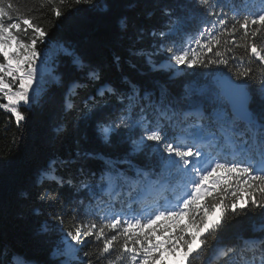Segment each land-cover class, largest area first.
I'll use <instances>...</instances> for the list:
<instances>
[{
  "label": "snow or ice",
  "instance_id": "snow-or-ice-1",
  "mask_svg": "<svg viewBox=\"0 0 264 264\" xmlns=\"http://www.w3.org/2000/svg\"><path fill=\"white\" fill-rule=\"evenodd\" d=\"M39 3L41 8L53 5L57 19L77 6H95V0ZM57 3L69 7L61 11ZM191 7L199 12L195 21L163 8L165 23L149 31L150 49H135L133 55L144 57L154 69L224 66L230 75L220 88L199 93L215 101L210 111L177 107L164 87L157 97L131 80L125 90L100 84L96 95L114 100L116 110L96 115L95 134L109 143L127 134L132 153L147 152L154 164L129 176L116 163L105 162L98 180L92 173L94 183L80 181V188L91 193L88 203L82 199L73 205L61 202L59 192L47 187L72 184L60 174V162L49 161L38 198L62 206L47 214L39 232L55 237L52 255L58 264H193L197 258L204 264L220 233L237 216L252 212L264 219V107L252 111L247 91L250 81L258 82L264 100V0H240V6L236 0H193ZM34 11L0 0V110L17 126L27 119L21 108L33 103L41 65L49 67L56 81L57 61L68 58L83 75L84 83L73 82L65 93L63 107L69 114L77 107V89L103 80L101 70L70 47L42 50L49 31L37 23ZM193 22L195 29L189 27ZM118 25L122 33L130 31L126 17ZM135 35L137 41L144 38L143 30ZM121 60L120 53L113 54V63ZM254 231L264 233V223ZM233 255L245 264H264V235L217 245L211 264H228ZM19 259L0 249V264H18Z\"/></svg>",
  "mask_w": 264,
  "mask_h": 264
},
{
  "label": "trees",
  "instance_id": "trees-1",
  "mask_svg": "<svg viewBox=\"0 0 264 264\" xmlns=\"http://www.w3.org/2000/svg\"><path fill=\"white\" fill-rule=\"evenodd\" d=\"M13 2L24 10L36 9L32 15L49 31L47 44L40 45L42 50L54 53L60 46L70 47L86 64L101 70L103 76L102 81L77 89L78 95L73 98L77 107L69 114L63 107L65 93L73 82L84 83L83 75L68 58L57 61L56 81L49 76V67L41 65L42 78L35 85L33 103L21 108L27 116L26 121L17 126L10 114L0 110V249L17 255L20 258L18 264H58L52 255L55 237L39 232L47 214L62 206L59 202L49 205L38 198L41 174L49 161H59L60 174L71 179L72 184L57 189L54 183H49L47 187L59 192L61 202L73 205L82 199L88 203L87 197L91 193L80 188V181L94 183L92 173L98 180L105 162L116 163L129 176L154 164L149 153H132L127 134L116 135L110 143L95 134L96 115L106 116L116 110L114 100L96 95L100 84L125 90L127 81L131 80L157 97L160 88L164 87L177 107L210 111L215 101L199 93L210 87L219 88L216 81L228 70L224 66L154 69L144 57L133 55L135 49H150L149 31L165 23L163 8L171 7L177 15L186 14L195 21L199 12L191 7L193 0H95V6H77L59 19L53 15V5L46 4L41 8L39 0ZM246 2L257 4L258 0ZM231 3L232 0H228V4ZM236 3L240 6V0ZM105 5L107 9L103 10ZM55 6L61 11L69 7L67 3ZM125 17L130 21L127 34L122 33L118 25ZM189 27L195 29L196 23ZM137 30L144 32L141 41L136 40ZM117 52L122 56L119 64L113 63V54ZM158 59L162 62L164 57ZM186 86L190 89L187 94ZM247 89L251 94L250 108L259 113L264 107L260 85L250 81ZM90 97H95V101ZM96 101H99L98 107L89 112ZM261 223L264 219L252 212L237 216L220 233L213 249L204 258V264H211L212 252L217 245L234 243L241 237L264 235L254 231ZM208 239L211 241L212 237ZM193 264H201L200 258ZM228 264H245V260L233 255Z\"/></svg>",
  "mask_w": 264,
  "mask_h": 264
},
{
  "label": "water",
  "instance_id": "water-1",
  "mask_svg": "<svg viewBox=\"0 0 264 264\" xmlns=\"http://www.w3.org/2000/svg\"><path fill=\"white\" fill-rule=\"evenodd\" d=\"M225 75H230V73H225V74H222L221 76H219L218 77V79L217 80H219V81H221V84L220 85H218L219 86V88L222 86V84H223V79H224V76ZM247 91H248V93H249V96H250V98H251V94H250V92H249V90L247 89Z\"/></svg>",
  "mask_w": 264,
  "mask_h": 264
},
{
  "label": "rangeland",
  "instance_id": "rangeland-1",
  "mask_svg": "<svg viewBox=\"0 0 264 264\" xmlns=\"http://www.w3.org/2000/svg\"><path fill=\"white\" fill-rule=\"evenodd\" d=\"M162 63H164V60L162 61ZM217 218V214L216 215H212L209 217V221H213Z\"/></svg>",
  "mask_w": 264,
  "mask_h": 264
},
{
  "label": "bare ground",
  "instance_id": "bare-ground-1",
  "mask_svg": "<svg viewBox=\"0 0 264 264\" xmlns=\"http://www.w3.org/2000/svg\"><path fill=\"white\" fill-rule=\"evenodd\" d=\"M162 63V62H161ZM163 64V63H162Z\"/></svg>",
  "mask_w": 264,
  "mask_h": 264
}]
</instances>
